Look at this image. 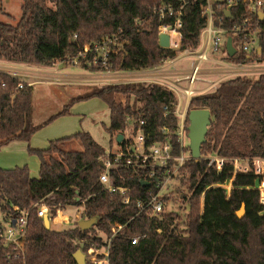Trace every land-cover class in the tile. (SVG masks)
I'll list each match as a JSON object with an SVG mask.
<instances>
[{"label":"trees","instance_id":"16d2710c","mask_svg":"<svg viewBox=\"0 0 264 264\" xmlns=\"http://www.w3.org/2000/svg\"><path fill=\"white\" fill-rule=\"evenodd\" d=\"M21 1L16 24L0 21V60L47 67L77 56L85 44L99 42L107 36H117L126 44L110 54L107 66L88 68L91 71H141L175 57V52L159 45V21L153 10L178 0ZM0 12L14 19L3 8ZM146 21L151 22L150 29ZM182 23V48L193 50L199 45L205 26L200 0L187 2ZM244 58L240 55L239 60ZM33 93L32 85L0 71V149L14 140L29 143L44 125L69 114L76 102L99 98L110 111L111 134L125 135L127 118L132 116L145 121L142 127L148 147L164 139L161 131L168 126L172 153L180 154L175 135L178 120L172 106L177 97L160 84L93 85L39 125L32 121ZM165 106H171L167 117H164ZM189 108H206L212 114L202 155L264 157V72L256 77L246 75L225 80L215 90L194 96ZM186 121L189 122L188 117ZM72 140L79 141L81 151L64 150L63 144ZM120 144L125 146V138ZM29 152L40 161L39 178H32L27 166L0 167V212L10 216L14 206L30 211L28 264H77L74 254L79 246L74 240L90 239L88 232L79 227L66 231L46 228L44 220L37 215V203L50 207V220L64 207L79 204L88 219L97 218L95 226L106 234H110L114 224H122L123 228L112 239L110 264H264L263 209L258 193L246 188L254 185L252 174L236 177L229 198L223 190H208L202 207L196 190H205L208 185L231 178L232 169L219 172L204 158L186 160L177 175L185 191L177 198L173 193L164 196L165 200L173 203L178 200L184 206L181 215L186 226L184 233L179 229L180 214L172 208L166 207L160 217L138 213L136 199L148 186L143 185L142 176H133L131 168L117 167L111 172L114 184L129 188V204L123 203L119 193L110 194L103 189L99 175L106 150L89 133L51 141L46 149L29 147ZM243 205L246 214L239 219L236 212ZM139 235L142 237L132 244V237ZM6 252L7 249H0V264H7Z\"/></svg>","mask_w":264,"mask_h":264},{"label":"built area","instance_id":"2783aa9c","mask_svg":"<svg viewBox=\"0 0 264 264\" xmlns=\"http://www.w3.org/2000/svg\"><path fill=\"white\" fill-rule=\"evenodd\" d=\"M187 2L189 0H178L176 3L167 2L154 8L153 15L157 16L159 21V39L161 34L169 36V47L165 49L175 52V57L166 58L160 66L136 72V74H145L140 77L147 80L132 81L160 84L176 95L177 102L172 106L178 120L175 135L180 145V154L176 156L172 153L168 126H164L161 131L164 139L147 147L146 135L142 127L145 121L129 116L127 129L131 126L134 132V144L127 141L128 144L122 146L120 151L110 153L109 150L101 158L104 168L100 172L99 182L108 193L122 195L124 204L130 203L129 188L113 183L111 172L114 168H131L133 176H142L143 182L150 183L146 192L136 199L138 213H146L150 217H160L165 211L170 199L165 200L164 196L173 193L170 189L173 181L177 179L186 160L192 157L191 151L188 150L189 144L186 143V139H189V122L186 118L190 100L200 93L198 89H194V84L203 70V65L216 64L223 69L222 74L238 75L248 67L257 68L258 66L255 65L264 64V0H200V14L205 20V26L200 33L199 45L193 50L182 48V18ZM227 11L231 13L230 17L226 15ZM145 24L151 26L150 21H146ZM229 39L235 49V54L232 56L227 49ZM125 44L126 41L120 40L117 36H107L99 42L85 44L77 56L69 57L63 62L64 64L69 62L75 67L90 68L97 65L105 67L110 54L123 49ZM90 54L93 55L92 58L89 57ZM177 54L182 58L196 60L185 77L175 75V70L170 68L177 61ZM240 55L245 56L244 60H239ZM184 78L189 80L187 87L181 86ZM22 87L23 84H20L19 88ZM181 96H184L182 109ZM170 109L171 106H165L164 117L169 115ZM187 151L188 155H186ZM201 158L206 159L208 165L219 172L225 168H231L233 172L232 177L225 181L208 185L205 190H196V194L201 197L202 207L208 190L216 188L223 190L229 198L236 177L252 174L255 179L254 185L246 188L258 193L259 204L263 209L261 215H264V157H222L218 154H204ZM81 203L84 204V200ZM35 206L38 217L42 219L46 216L50 217L51 209L47 204L37 203ZM59 213L62 211H58ZM29 214L30 211L14 206L8 224L0 222V249H7L5 255L7 264H28L29 237L32 230ZM57 217H53L50 221L54 224L66 222L61 218L62 215L59 220L56 219ZM75 227H79V221L76 222ZM122 228V224H114L111 226L110 234L100 230L104 235L91 236L90 239L76 238L74 244L80 246L85 253V264H110L112 239ZM141 237V235L132 237L131 243L136 244Z\"/></svg>","mask_w":264,"mask_h":264},{"label":"rangeland","instance_id":"374dc122","mask_svg":"<svg viewBox=\"0 0 264 264\" xmlns=\"http://www.w3.org/2000/svg\"><path fill=\"white\" fill-rule=\"evenodd\" d=\"M3 7H5V11L14 18H8L4 13L0 12V21L5 23L16 24L18 18L21 14V0H3ZM150 29V27L148 26ZM177 61L172 64L170 68L174 69V73L185 77L192 69L193 63H196L194 58H182L177 54ZM257 68L248 67L247 69L240 72L238 75L228 74L223 72V69H220V66L206 63L203 65V70L200 72L199 78L194 84V89L199 90V94L211 92L216 89L219 84L225 80L237 77V76H253L256 77L260 73L264 72V64L263 65H255ZM54 68L60 67L65 68L72 74H86V76H82L80 79H74L72 81H67L64 79H59L56 76L52 77H44L43 74H39L37 72L28 71L29 68L20 67L16 65H12L10 68L5 67L2 68V72H6L12 74L14 76H18L24 82L28 81L32 84L34 82L35 90L33 93V112H32V121L35 125L42 124L43 121L48 119L51 115L56 114L61 111L66 104L69 103L71 98L80 95L86 91H89V88L93 85L105 86L108 84H115L120 82H132V81H141L147 80V78H141L145 74H136L135 75H112V72L105 71H91L88 68L79 66H72L69 62L64 64L63 61L54 62ZM18 68V69H17ZM62 68V69H63ZM25 69V70H24ZM28 69V70H27ZM40 71V70H39ZM146 71L145 69L141 70V72ZM56 73L55 71H52ZM117 72V71H116ZM124 72V71H121ZM104 74V75H103ZM107 74V75H106ZM149 75V74H147ZM146 75V76H147ZM141 76V77H140ZM56 77V78H55ZM69 79V78H68ZM150 80V79H149ZM189 84V80L183 79L181 82L182 87H187ZM30 85V84H29ZM34 89V87H33ZM181 109L184 107V96L180 97ZM190 111V108H189ZM212 117V114H211ZM110 111L108 106L99 98H92L85 101L76 102L72 105L69 114L59 116L54 119L52 122L44 125L42 129L37 131L31 138L30 145L32 147H40L46 149L49 147L51 141H55L58 139L66 138L73 136L80 132L89 133L95 141H97L101 146H103L108 152L115 153L121 150V142L117 141V135L111 134L109 132L110 127ZM125 141L127 145V141L134 144V132L131 129V126L125 131L124 135ZM76 141V142H75ZM186 143L189 144V139H186ZM24 146L26 157L22 154V150H18L17 148L11 147H2L0 149V165H4L5 167H9L7 163H24V166H27L30 171L35 169L37 175H39V159L37 156L31 154L29 152V145L27 143H21ZM76 146H80L79 141L72 140L70 143L66 144L64 150L70 151L75 149ZM64 146V145H63ZM31 148V147H30ZM190 150V148L188 149ZM188 155V151L186 152ZM202 155V154H201ZM206 155V153H205ZM28 158L29 160L25 161ZM19 161V162H17ZM20 166H14V168ZM11 169V168H10ZM32 173V172H31ZM173 190L174 197L177 198L180 192H184L185 188L180 185V181L175 179L170 187ZM172 200L168 203L167 208H172L176 210L179 214V229H185V224L183 223V218L181 215L185 212L184 206ZM84 209L79 204L75 206H66L62 213L57 212L56 219L59 220L61 215L64 218L69 219V222L63 221L61 224H54L50 221V228L56 231H66L67 229L74 228L77 221L88 219L84 213ZM5 215V217H4ZM7 214H3L0 212V220L3 224H8V220L10 216ZM54 217V218H55ZM62 218V217H61ZM88 232V236L98 237L100 235H104L100 229L94 224L86 230ZM185 233V232H184ZM80 239V238H79ZM75 242V241H74ZM81 247L79 246L78 250ZM85 254V253H84Z\"/></svg>","mask_w":264,"mask_h":264},{"label":"water","instance_id":"95a60500","mask_svg":"<svg viewBox=\"0 0 264 264\" xmlns=\"http://www.w3.org/2000/svg\"><path fill=\"white\" fill-rule=\"evenodd\" d=\"M228 17L231 16L230 12H226ZM169 36L167 34H161L159 39V44L163 48L169 47ZM227 49L229 54L232 56L235 54V49L232 47L231 39H229L227 44ZM261 51V49H260ZM188 138H189V148L191 151L192 158L199 159L201 158V147L206 142V135L208 132V128L211 123V112L209 109L201 108V109H192L188 113ZM124 136L119 134L117 137V141L121 142ZM101 167L104 168L103 163L101 162ZM143 185L150 186L149 182H143ZM246 214V207L243 205L237 212L236 216L239 219H242ZM44 224L46 228L50 227V217H44ZM97 222V218H89L86 220H81L79 222V228L81 230H88L93 224L95 225ZM74 257L77 261V264H85V254L82 250H77L74 254Z\"/></svg>","mask_w":264,"mask_h":264},{"label":"crops","instance_id":"0c3cea01","mask_svg":"<svg viewBox=\"0 0 264 264\" xmlns=\"http://www.w3.org/2000/svg\"><path fill=\"white\" fill-rule=\"evenodd\" d=\"M1 1H3V0H0V8H3L4 9V11L6 10L5 9V7H3V3H1ZM6 13H8V11H5ZM9 14V13H8ZM54 64V63H53ZM53 64L51 65V66H47V67H44V66H30V65H24V64H17V63H12V62H8V61H3V60H0V71H1V69L2 68H5V67H8V68H10L12 65H18V66H20V67H26V68H29V70L28 71H32V72H34V74H35V72H37V73H39V74H43V76L46 78V77H52L53 75L54 76H56L57 78H59V79H64V80H68L69 82L70 81H72V80H74V79H80L82 76H86V74H72V73H69V71L67 70V69H65V68H60V67H57V68H54V67H52L53 66ZM18 69V68H17ZM25 70V69H24ZM40 70V71H39ZM52 71H55L56 73H53ZM136 72H141V71H124V72H121V71H117V72H112V73H110V74H112V75H126V74H134V73H136ZM104 75V74H103ZM107 75V74H106ZM18 77V76H17ZM55 77V78H56ZM69 78V79H68ZM21 79V78H20ZM66 80V81H67ZM27 84H30V85H32L31 83H29L28 81H25ZM33 83V87H34V90H35V86H34V82H32ZM121 83V82H120ZM32 138V137H31ZM30 141H31V139H30ZM71 141H67L66 143H64L63 145V147H65L66 146V144H68V143H70ZM76 142V141H75ZM78 142V141H77ZM21 143H27V142H25V141H18V140H14V141H12V142H10L8 145H6L5 147H11V148H17L18 150H22V154L23 155H25L24 156V158L26 157V152H25V149H24V146H22V144ZM32 149H43V148H40V147H32L31 145H30V142L29 143H27ZM73 150H76V151H81L82 150V147H80V146H76L75 145V149H73ZM27 160H29L28 158H26L25 159V161H27ZM17 162H19V161H17ZM7 164H9V165H6V166H9V167H5L4 165L2 166V165H0V167L1 168H4V169H13L14 168V166H20V167H23V164L24 163H7ZM39 165H40V161H39ZM39 171H40V166H39ZM32 172V173H31ZM34 172H36L35 171V169H32V171H30V176L32 177V178H39V175H37V173L35 174ZM62 218H64V217H62ZM64 220H66V223L67 222H69L70 220L69 219H67V218H64Z\"/></svg>","mask_w":264,"mask_h":264}]
</instances>
